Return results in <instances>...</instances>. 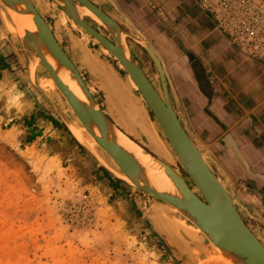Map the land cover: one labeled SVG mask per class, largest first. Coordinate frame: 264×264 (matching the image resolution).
I'll return each instance as SVG.
<instances>
[{
  "label": "water",
  "instance_id": "95a60500",
  "mask_svg": "<svg viewBox=\"0 0 264 264\" xmlns=\"http://www.w3.org/2000/svg\"><path fill=\"white\" fill-rule=\"evenodd\" d=\"M52 1L123 65L149 109L146 111L147 121L154 138L158 144L163 143L170 160L161 159L139 145L109 118L31 0H1V6L17 31V35L13 36L15 42L7 36L4 38L17 63L25 70V82L35 95L43 99L98 168L114 180L152 198V208L177 213L191 226L199 228L202 233L195 234L205 240L198 248L199 253L211 257L207 247L213 243L234 264H264V233L256 236L245 224L244 218L259 222L263 228L264 221L252 215V211L236 198L229 176L195 137L155 47L113 0H75L77 3L74 0ZM102 6H106L110 14ZM82 7L90 9L102 24L81 14L79 9ZM12 12L31 19L37 27L36 32L26 31L22 36ZM85 18L95 23L110 39L92 28ZM128 40L138 45L154 64L158 72L153 76L156 88L133 55ZM33 67L35 72L32 74ZM40 72L44 79L50 78L55 82L56 88L50 90L49 94L41 87ZM73 88L79 90L83 98H79ZM74 126L85 128L98 144L100 155L109 157L114 168L132 183L102 164L75 136ZM121 137H127L139 145L142 155L123 147ZM237 157L245 165L243 159ZM196 252H184L180 257L182 263L193 259Z\"/></svg>",
  "mask_w": 264,
  "mask_h": 264
},
{
  "label": "rangeland",
  "instance_id": "374dc122",
  "mask_svg": "<svg viewBox=\"0 0 264 264\" xmlns=\"http://www.w3.org/2000/svg\"><path fill=\"white\" fill-rule=\"evenodd\" d=\"M8 24L13 26L0 3V25L15 42L13 36L17 33ZM2 39L10 56L6 58L0 51V62L10 68V81L3 83L0 78V264H184L180 259L184 252L178 248L181 252L177 255L170 248L156 229L154 217L159 226H169L173 240L176 236L184 243L191 241L185 253L197 251L194 264L211 262L212 257L199 253L205 240L185 227L187 221L177 213L152 208V198L120 181L114 189L109 176L77 146L67 129L61 135L65 142L55 152L50 151L54 142H28L32 126L12 128L10 120L16 115L13 110L27 113L29 119L33 113L36 124L40 121L45 127L51 126L43 120L51 112L25 82V70L17 63L9 43ZM85 43L95 44L94 48L99 44L88 38ZM104 53L131 85L117 60L109 52ZM42 78L40 72L39 79L44 83ZM87 85L97 103L107 107L100 90L106 86L98 81H87ZM115 85L119 86L117 82ZM61 138L58 140L62 142ZM252 221L258 225L256 236L260 237L264 228ZM196 237L201 240L197 244Z\"/></svg>",
  "mask_w": 264,
  "mask_h": 264
},
{
  "label": "crops",
  "instance_id": "0c3cea01",
  "mask_svg": "<svg viewBox=\"0 0 264 264\" xmlns=\"http://www.w3.org/2000/svg\"><path fill=\"white\" fill-rule=\"evenodd\" d=\"M113 1L161 56L195 137L229 176L236 198L264 221V63L234 46L199 0ZM8 70L0 62L3 83ZM13 111L12 128L32 126V143L54 142L50 151L59 152L65 132L51 110L46 127L33 113Z\"/></svg>",
  "mask_w": 264,
  "mask_h": 264
},
{
  "label": "flooded vegetation",
  "instance_id": "af4514ba",
  "mask_svg": "<svg viewBox=\"0 0 264 264\" xmlns=\"http://www.w3.org/2000/svg\"><path fill=\"white\" fill-rule=\"evenodd\" d=\"M31 1L33 2L40 15L51 28L52 33L58 40L63 50L74 62L76 68L79 70L86 84L87 81L90 83L98 81L102 85L106 86L103 88L101 87L100 90L102 92V95L105 97L108 106L106 107L105 105L103 106V104H100V102L98 103L107 113L109 118L131 139H133L134 141H136L135 138L140 140L145 145V147L143 146L144 148H146L151 153L152 151L157 153L158 155H155L163 159L162 157H160V155H165L163 152L164 149L162 148L160 143L159 145L156 142L147 122L146 111H148L149 109L147 105L142 102L139 93L131 88V85H133V88L137 90L133 82L130 80L131 85L128 84L126 80H124V78L121 76L120 72L115 68L114 64L107 59L104 52L107 53L109 51L101 46L100 43L97 44L98 47L96 48L92 46L95 44L90 45L88 43H85V40H87V38L91 39L92 41L97 40L84 32L81 28L76 27L75 22H73L72 24L70 18L52 0ZM102 9L106 11L104 6H102ZM85 21L92 28L101 33L104 37L110 39L107 34H105L91 20L85 18ZM3 29L4 28H2V26L0 25V51L4 53V56L6 58H9L10 54L7 55L6 45L2 37L7 36L10 38V35L8 33H6L5 35ZM1 31L5 36L1 34ZM128 44L132 50L133 55L139 62L141 68L143 69L151 83L155 86L153 76L158 75V72L149 56L132 41L128 40ZM111 57L113 56L111 55ZM113 59L115 58L113 57ZM94 61L97 63V65L94 63ZM121 67L122 66L120 65V68ZM114 81L118 83V87H116ZM108 84H112V86ZM149 116L152 118V120H154V116L151 112H149ZM137 143L141 145L139 142ZM181 172H183L182 169ZM183 174L187 178L184 172ZM187 181L190 183L188 179ZM190 186L192 187L191 184ZM152 219L156 229L161 233L160 235L165 240L167 239L163 236V234H165L171 240L173 245H175L181 251L185 252V249H190V240V243H184L182 239H179L175 235L174 236L176 239L174 238L173 240L172 235L168 234L169 232L173 233L171 229H168L169 226L168 228L159 226L157 224V222H159L157 218L154 217ZM244 222L255 235L259 234L257 224H255L247 217L244 218ZM164 224L167 223L164 221ZM184 237L186 238L185 235ZM199 241H201L200 238L196 237V244L199 243ZM169 246L171 245L169 244ZM170 248L172 249L173 247L171 246Z\"/></svg>",
  "mask_w": 264,
  "mask_h": 264
},
{
  "label": "built area",
  "instance_id": "2783aa9c",
  "mask_svg": "<svg viewBox=\"0 0 264 264\" xmlns=\"http://www.w3.org/2000/svg\"><path fill=\"white\" fill-rule=\"evenodd\" d=\"M232 44L264 61V0H199Z\"/></svg>",
  "mask_w": 264,
  "mask_h": 264
},
{
  "label": "bare ground",
  "instance_id": "6f19581e",
  "mask_svg": "<svg viewBox=\"0 0 264 264\" xmlns=\"http://www.w3.org/2000/svg\"><path fill=\"white\" fill-rule=\"evenodd\" d=\"M0 2H1V0H0ZM79 10H81V14L90 17L91 19H93L98 24H102L101 20L90 9H88L87 7H82ZM12 17H13V20L18 25L20 33H21L22 36L25 35L26 31H29L31 33L36 32L37 27H36V25L34 24V22L31 19L28 18L29 19L28 20V19L25 18L24 15L18 14L16 12H12ZM7 21H8V19H7ZM8 27L10 28V30H12L13 32L17 33V31L14 28V26H11V25L8 24ZM1 34L3 36H5L2 31H1ZM120 65L123 67V65L121 63H120ZM34 67L32 68V74L35 72V68ZM43 79L44 78H42V80ZM130 80L136 86L137 91H138L139 88L137 87L135 82L131 78H130ZM39 81H40L42 89L45 92L49 93L50 90H54L56 88L55 82L52 79H50V78L44 79V83H42L40 79H39ZM68 85H70V84L68 83ZM131 86L133 87V85H131ZM73 90H74V93L79 98H83V96H82V94H81V92L79 90H76V88L75 89L73 88ZM73 132H74L75 136L79 139V141H81L83 144H85L86 147L93 154H95L97 156V158L102 162V164H104L107 167H110L118 176H121L125 180L131 182V180L127 176H125L124 174L120 173L118 170H116L114 168V165H113V163H111L109 157L107 158V157H103L102 155H100L99 151L97 150L98 144L95 142L94 138L89 133H87L85 128L74 126ZM159 143L161 144L162 148L164 147L163 148L164 150L162 148L161 149L163 150V152L165 154V155H160V157H162L165 160H170L167 151H165V149H166L165 146L163 145V143H161V142H159ZM121 144H122L123 147H125L129 151H131L133 153H136L137 155H142V148L139 145H137L135 142H133L131 139H129L127 137H121ZM185 227L187 229H189V230L194 231V232L202 233V231L199 228H194L193 226H191L187 222H186ZM163 236L168 240V238L164 234H163ZM168 243L173 247V249H174V251H175V253L177 255L181 252L175 245H173V243L170 240H168ZM207 248H208V251L211 254L212 261L208 262V263L205 262V263H202V264H234L233 260L229 256H227L225 253H223V251H221V249L219 247H217L215 244L211 243L210 247H207ZM213 253H217V255L214 256ZM181 256H183V254ZM184 264H194V261L192 259L191 260L188 259V260L184 261Z\"/></svg>",
  "mask_w": 264,
  "mask_h": 264
},
{
  "label": "trees",
  "instance_id": "16d2710c",
  "mask_svg": "<svg viewBox=\"0 0 264 264\" xmlns=\"http://www.w3.org/2000/svg\"><path fill=\"white\" fill-rule=\"evenodd\" d=\"M52 118H53V117H52ZM56 123L59 124V126H60L62 129H64V130L66 131V129L64 128V126H63L62 124H60V123L57 122V121H56ZM33 139H34L33 137H30V138L28 139V142H32ZM105 174H106L107 176H109V178L111 179V183H112V184H114V185H119V184H120V182H119L118 180H113V178H112L108 173L105 172Z\"/></svg>",
  "mask_w": 264,
  "mask_h": 264
}]
</instances>
